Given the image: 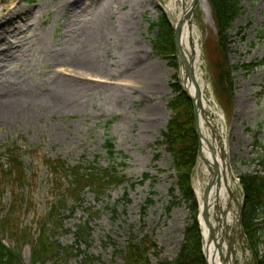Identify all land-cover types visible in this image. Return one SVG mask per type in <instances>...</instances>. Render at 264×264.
<instances>
[{
    "label": "rangeland",
    "instance_id": "374dc122",
    "mask_svg": "<svg viewBox=\"0 0 264 264\" xmlns=\"http://www.w3.org/2000/svg\"><path fill=\"white\" fill-rule=\"evenodd\" d=\"M166 1L10 0L0 4V22L5 21V26L11 27L9 32H16L19 37L15 44H10L3 33L0 35V98L17 100L23 107L28 104L46 108L37 117H0V152L10 145L18 146L26 170L36 176L32 185L22 190L30 200L19 213L22 226L36 238L40 222L48 217L51 204L60 193L54 187L48 159L60 158L69 166L89 167L95 162L107 166L113 163L105 148V141L110 138L117 150L115 161L125 162L117 169L130 179L113 186L100 199L89 188L81 201L70 199L62 207V227L58 229L55 222L50 223L53 240H58L67 254L44 264L82 262L72 248L96 256L95 264L122 263L119 250L133 235L143 234L152 236L161 248L152 255L154 263L173 260L179 253L185 229L192 221V209L181 198L178 173L163 133L173 115L169 102L177 93L171 83L175 76H181L180 65H175L177 59L171 61L155 50L158 30L150 29V24L162 15L173 22L166 11ZM240 2L241 13L229 37L228 61L237 66L232 71L231 111L224 108L217 93L216 53L212 44L218 30L210 5L208 8L199 1L191 21L197 26L206 96L219 110L212 118L226 137L230 170L238 180V202L243 200L239 177L264 170V64L252 65L249 70L244 67L264 59V0ZM102 13L118 26L122 35L110 39L111 48L96 62L91 60L85 44ZM84 66H101L107 74H88ZM144 73L156 82L151 93L146 92L142 83ZM59 75L78 77L93 88L83 111L48 107L56 98L50 92ZM164 106L167 123L159 130ZM205 126L209 129L208 124ZM5 159L6 154L2 160ZM202 164L199 159L193 172L195 197L198 184L204 181L198 170ZM146 174L149 176L145 177ZM68 179H63L66 185ZM148 198L153 202L143 211ZM13 203L14 197L7 191L0 209L7 210ZM232 206L238 209L234 199ZM84 221L93 228L90 246L85 241L80 243L75 235ZM259 236L256 258L246 233L240 230L239 245L245 255L242 264L264 262V222ZM6 242L12 243V237ZM31 254L32 243L28 240L22 247L24 263L31 262Z\"/></svg>",
    "mask_w": 264,
    "mask_h": 264
},
{
    "label": "trees",
    "instance_id": "16d2710c",
    "mask_svg": "<svg viewBox=\"0 0 264 264\" xmlns=\"http://www.w3.org/2000/svg\"><path fill=\"white\" fill-rule=\"evenodd\" d=\"M9 0H0V3ZM211 6L212 16L218 30L212 48L216 53L214 66L216 69L217 93L220 101L228 111L233 107V74L236 65L229 63V37L230 30L241 13L240 0H208ZM150 29L158 30V36L154 43L155 50L170 59L176 61L175 43L173 28L165 15H162L157 22L150 24ZM264 59L258 62H251L244 67L250 69L252 65H262ZM178 66V63L175 62ZM171 87L177 93L169 102V107L173 112L169 120L167 130L163 133L169 151L173 156V163L178 173L177 186L181 193L182 200L190 203L192 209V221L185 229L184 239L179 253L173 260H160L154 263L152 255L156 251L160 252L154 238L148 234L142 236H132L124 248L120 249L122 263L112 262L111 264H207L202 248V232L198 223V202L193 189V172L198 160V137L194 127V105L192 100L183 90L179 77L171 83ZM105 148L113 160L107 166L95 162L89 167L81 164L69 166L67 161L56 158L48 159L46 164L54 178V187L60 192L52 202L48 217L40 222L38 236L32 235L30 229L22 226L19 213L25 206L29 205V198L22 190L26 186L32 185L36 178L34 172L26 170L24 159L19 147L10 145L5 147L4 152H0V203L4 193L10 191L14 197V203L7 210L0 209V264H27L22 260V247L28 241L32 243L31 262L29 264H44L57 257L66 255L65 247L58 240H53L55 234L50 232L51 221L56 223V228L63 225L62 207L68 204L71 199L74 202L81 201L85 190L89 188L94 191L97 199L115 185L130 180L126 175L121 174L117 165H124V161L117 162L114 142L107 138ZM6 154L5 161L2 160ZM263 162V161H262ZM264 165V164H263ZM146 174L145 177H148ZM68 179V185L63 179ZM240 183L244 192V206L242 211V222L247 235L248 243L256 258L259 254V231L264 222V170H255L244 173L240 177ZM134 185V184H132ZM174 192V187L172 188ZM20 196V197H19ZM153 202L152 198L147 199L143 206V211ZM117 213V210H114ZM93 228L90 222L84 221L78 225L75 235L77 240L85 241L88 246L91 244ZM12 237V243L7 244L5 240ZM21 244V245H20ZM74 254L81 257L82 262L78 264H95L96 256H92L83 250H73ZM157 252V255L159 253ZM67 255L66 257H68ZM109 264V263H107ZM258 264H264L262 260Z\"/></svg>",
    "mask_w": 264,
    "mask_h": 264
},
{
    "label": "bare ground",
    "instance_id": "6f19581e",
    "mask_svg": "<svg viewBox=\"0 0 264 264\" xmlns=\"http://www.w3.org/2000/svg\"><path fill=\"white\" fill-rule=\"evenodd\" d=\"M62 1L65 3L68 0ZM199 1L206 4L209 8L207 0ZM188 5V0L166 1V11L175 25L179 23ZM5 25V21L0 22V35L3 33L6 36L5 41L7 43L15 44L19 40L18 33L9 32L11 27H6ZM196 27L191 21L184 25L181 32L180 44L184 54L187 57H193L195 60L196 76L202 94L200 100L201 106L199 107L200 126L202 129L201 151L208 162H205L203 159L200 161L203 164L198 170L201 179H204V181L198 184L196 190L200 209L204 207V204H207L210 214L209 219L212 227L215 229V237L208 243L210 240V227L204 222L202 217L200 218L204 234L205 252L208 255L209 264H223L220 256V248L224 254L230 252L233 255L235 253L238 260L244 261L245 255L239 245V232L241 228L239 215L233 206L228 207L229 204H232L236 188L239 190L238 180L234 178L230 170L226 137L219 130V126L212 118L213 114H219V110L206 96V82L202 80L201 72V46L195 34ZM20 29H23V27L21 26ZM119 35H122V33H120L118 26L107 19L106 13H102L98 25L90 32L85 44V47L91 54V60L94 59L96 62L100 61L98 59L101 57V54L108 51L112 46L110 39ZM91 60L88 62H91ZM141 61V59H138V63H141ZM82 68L88 74L92 73L100 76L101 74H107V71L101 68V66L98 69L88 66ZM181 76L184 79V85L187 87L189 93L192 97L196 98L194 84H191L190 81L185 79L184 73L181 72ZM141 78L146 92L151 93L156 88V82L150 75H146L145 73ZM88 84L78 77L59 75L56 79L54 89L50 92L56 98L48 107L58 110L71 108L83 111L93 94V88ZM2 85L3 82H0V87ZM43 109L28 104L23 107L17 100L0 98V117H4L7 120L21 115L27 118L37 117L38 112ZM167 118L168 113L164 106V119L159 123V130L163 123H167ZM206 124H208L209 129L205 126ZM215 165H218L219 168L217 174L220 180V186L218 188L215 182L208 196L205 198V187L214 178V173L211 169Z\"/></svg>",
    "mask_w": 264,
    "mask_h": 264
},
{
    "label": "water",
    "instance_id": "95a60500",
    "mask_svg": "<svg viewBox=\"0 0 264 264\" xmlns=\"http://www.w3.org/2000/svg\"><path fill=\"white\" fill-rule=\"evenodd\" d=\"M198 3V0H192L190 5L187 7V9L184 12V15L182 16V18L180 19L179 23L174 27V42H175V48H176V55L178 58V62L180 64V71L182 73L185 74V79L190 81V83L194 84L195 89H196V98L192 97V95L189 93L187 87L184 85V79L181 78V85L184 89V91L187 93V95L191 98V100L193 101L194 104V117H195V130H196V134L198 136L199 139V151H198V155L200 159H203L205 162H208V160L202 155V151H201V143H202V129L200 126V115H199V107L201 106L200 100H201V91H200V87L198 84V80H197V76H196V69H195V60L193 59V57H187L181 47L180 44V37H181V32H182V28L184 27V24L186 23V21H191L192 18V13L193 10L196 6V4ZM223 148V147H222ZM214 173V178H212V180H210V182H208L206 184L205 187V194L204 197L206 198L210 192V190L212 189V187L214 186V183L216 182V186L219 188L220 186V180L218 177V165H215L213 169H211ZM238 204V215H239V222L242 223L241 220V212H242V208H243V204L239 203L237 201L236 198H234ZM232 204H229L228 207H231ZM210 214H209V209L207 204H204V208L202 209V218L204 220V222H206L209 227H210V240L208 243H210L211 239H213L215 237V229L212 227L211 222H210ZM203 244H204V255L207 258L208 261V255L205 252V241L203 239ZM218 247L220 248L219 244ZM220 256L222 259L223 264H228L230 259H231V254L230 252H227L226 254L223 253L222 249L220 248ZM214 258V256H213ZM233 260H234V264H236L237 259H236V254L234 253L233 256ZM209 264V261H208Z\"/></svg>",
    "mask_w": 264,
    "mask_h": 264
}]
</instances>
